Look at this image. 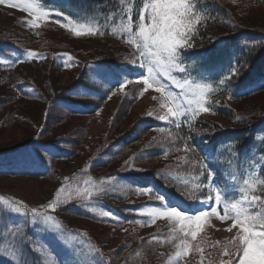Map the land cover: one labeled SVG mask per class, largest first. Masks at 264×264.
<instances>
[{"label":"trees","instance_id":"trees-1","mask_svg":"<svg viewBox=\"0 0 264 264\" xmlns=\"http://www.w3.org/2000/svg\"><path fill=\"white\" fill-rule=\"evenodd\" d=\"M68 4L82 14H96L99 17L98 22L101 25H106L105 35L103 36L113 37L114 35L109 34L111 27L119 28L122 8L118 4V0H69ZM252 5H264V0H244L243 10H254L255 8ZM139 6V0H136L134 8L137 9ZM208 9L211 17L215 19L209 20L207 23L212 24L211 26H216L215 24L228 22V27L224 31L216 28L215 32L219 31L221 36L213 35L212 38H204L201 33L203 31L208 33L211 30L201 26V35L199 34L200 36L196 40L200 47L195 43V47L188 51L189 61L196 60L198 67L205 70L222 65L237 66L239 68L238 75L231 78L228 87L220 90L226 97H229L231 93V96L235 99L243 100L264 93V85L258 88L257 91L248 94L240 93L244 87L254 85L264 79V24L259 21L242 22L241 19L238 20V17L232 14V10L227 5L224 7L217 0H208ZM110 12H115L116 15L109 21L107 17ZM225 17L229 20H225ZM51 22L54 23V21ZM56 27L65 30L59 25ZM27 29L29 30L28 26ZM31 31L34 32L35 30ZM65 31L68 32L67 30ZM223 32L226 33L222 34ZM68 33L71 34L70 32ZM53 45H59V43L54 42ZM30 46L31 43L25 40L18 41L6 36V34H0V48L4 52L34 50ZM37 52L45 53V59L42 61L35 60L43 63L48 62L57 71L64 69L65 66L63 60L55 59L54 57L65 52L70 53L78 60L77 64H73L75 67H78L76 65H83L81 59L66 49ZM20 59L23 60V57ZM30 63L31 60L17 63L12 67L0 66V72L8 73L5 80L11 90L10 96H0V114L3 113L6 106H9L14 101L36 99L47 102L48 111L45 118L49 125L53 126L54 124H50L51 120L59 124V122H65L69 117L90 118L98 114L105 106L106 101L109 100V96L111 97L113 92L119 88V85H113V83L103 77L96 81L93 77L96 74L94 67L97 68V66L102 65L113 72H119L122 70L120 66L123 61L117 59L93 60L95 66L78 68L77 77L68 86L60 90L52 89L47 82L42 87L31 80H19V77H10V72L17 68L19 71L21 65ZM225 75H230L229 71ZM138 93V91H133L124 96L118 111L112 117V124L118 121L120 115L125 118L128 113L130 114L133 105L141 99V97L137 98ZM213 105V109L232 120V125L234 124V126L216 130L208 127L207 131H205L202 127L193 124V128L196 131H189L183 123L177 129L174 125H168L154 118H141L128 131L120 135L113 134L108 140L102 142L97 148V153L81 167L70 173L67 176L69 178L67 182L65 179L63 180L62 185L67 183L73 186L86 187L87 185L84 184V181L89 176L95 178L97 182L101 178L107 177L124 178V182L113 179L110 185L106 183L105 187L108 188V191L98 197H94L91 205L81 201H73L66 206H62L60 211L61 214H65L64 211H68V216L99 225L107 226L112 224L117 227L126 225L127 227H134L138 231L137 236L140 240H138L139 244L137 247H133L125 254V249L131 248V246L128 245V242H124L109 254L90 235V230L87 232L82 230L80 234L89 239L104 253L105 264L108 261H111V264H164V259L159 258L160 252H167L165 259L174 254L175 248L173 244L164 242L170 235L169 224L151 229L156 222L154 224L143 223L146 217L141 216L139 210L147 202L155 201L157 194H164L179 199L188 205L197 203V200L187 199L182 193L186 191L183 186L184 181L191 179L189 173L197 175L199 168L197 167L193 170L191 165L185 162L175 166L172 162L169 163L168 160L164 165L153 166L157 161L170 159L178 154L188 155V159L195 158L199 160L200 157L212 153V161L206 160L205 163L215 173L214 184L226 188H234L226 174L228 163L237 156L240 159L251 148L257 147L264 153V141L259 142L261 125L264 124L263 112L240 113L223 104L213 103ZM55 113L59 116L55 117ZM237 117L242 118L241 121L238 122ZM161 127L171 131L176 139L169 140L166 138V133H156ZM212 127L215 128V125ZM49 129V126L44 125V128L28 139L25 144L4 150L1 155L5 156L9 151H14L15 160H29L30 152L27 153L22 150L32 151L30 158L39 157L44 164L48 165V170L42 174L29 176L51 178L54 176V167L57 169V163H66L76 157L84 144L87 130L82 127L79 133H76L75 130H70L57 138H51V136L48 137L47 135ZM188 137H191V140H188L189 146H195L198 149L196 154H186L183 150L185 140ZM229 151L232 153L231 156L228 155ZM130 157H133L132 165L126 167L124 162L129 160ZM134 169H140V171ZM261 171L264 172V169ZM162 172L167 175H159ZM131 181H135V183H131ZM200 182L207 183L206 174ZM146 187L155 188L157 191L144 192L143 194H139L136 191L137 188ZM206 193L207 190L205 189L200 194V199ZM254 194L264 195V191L258 189ZM141 197H143V200H139ZM98 202L102 203L103 210H110L115 216L119 217V223L115 219H101L86 210L91 206H99ZM64 223L69 226L65 220ZM3 225V221H0V231ZM148 229L149 231H145ZM154 235L157 236V240L150 239ZM23 253L27 261L39 264L36 253L31 251L28 245L24 247ZM136 253H139V255H136ZM182 262L183 258L180 264Z\"/></svg>","mask_w":264,"mask_h":264},{"label":"snow or ice","instance_id":"snow-or-ice-1","mask_svg":"<svg viewBox=\"0 0 264 264\" xmlns=\"http://www.w3.org/2000/svg\"><path fill=\"white\" fill-rule=\"evenodd\" d=\"M118 4L122 8L119 28L111 27L109 34L117 35L119 31L123 42L132 49L126 58L127 64L142 71L135 80L127 78L129 75L127 67L119 72H113L100 65L95 71L105 78L114 79L121 92H124L129 84L140 85L137 98L149 90H154L159 93V96L153 97L159 102V111L155 114L152 110L148 111L149 117L155 115V119L174 125L177 129L183 123L189 131H196L193 124L197 118L203 113L213 111L211 95L228 87L231 78L239 73V68L233 65L229 69L230 75H224L218 81H214L199 71L195 61H189L187 53L195 47L201 26L206 27L207 21L215 19L211 17L208 9V0H139L140 6L135 11L136 0H118ZM0 5L26 14L21 23L26 24L30 31L41 28L42 22L56 17L54 23L76 38L105 35L106 25L98 22L99 17L96 14H65L63 10H53L48 0H0ZM115 15V12H110L107 20L110 21ZM21 54L23 60L19 55H14L12 59H0V66L12 67L33 59L40 61L45 59V53L31 49ZM54 58L63 60L65 67L76 63L75 58L67 52ZM229 98H232L231 93ZM215 104H219V101ZM241 119L237 117L238 122ZM159 132L166 133L169 140L176 139L165 127H161ZM259 139L264 141V136ZM188 140H191V137L185 140L184 152L196 154L198 149L195 146L190 147ZM228 155L231 156L232 153L229 151ZM181 159L191 165L193 170L199 168L197 175L189 173L191 179L184 181L186 191L182 195L204 205L213 203L209 205L210 210L192 212L182 209L179 203L173 204L165 195L157 194L155 200L159 202L158 206L141 207L139 214L146 217L143 223L154 224L158 218L169 223L170 235L164 242L173 244L175 252L168 257V264L174 262L180 264L181 259L193 250L198 254L203 253L200 243L196 242L197 237L213 216L220 221H231L226 229L228 232L236 229L235 235L221 246V255L227 259H220L219 264H264V195L254 194L258 189L264 191V172L261 171L264 169V163H249L246 160L245 164L248 167L242 182L234 188H226L214 184L215 173L205 163L206 160L212 161V153L200 157L199 160L188 159V155ZM252 159L256 160L255 153L252 154ZM236 160L239 164L238 156ZM132 161L133 157H130L124 162L125 166L130 167ZM259 161H264V155L259 156ZM228 166L231 167V164ZM205 174L207 183H201ZM159 175L167 174L162 172ZM64 179L67 182L69 178ZM113 179L124 182V178L120 177L101 178L97 182L95 178L89 176L84 181L86 187L65 183L54 192L52 199L36 207H29L15 197L0 195V221L5 215L9 217L19 215L22 218L21 221L12 222V230H7V234L12 236L14 242L8 248L0 247V256L9 259L12 264H28L23 256V245L27 244L31 251L41 257L39 264H105L104 253L99 247L90 243L86 247V252L82 253L78 246L79 235L74 234L73 230L66 229L62 221L52 213L73 201L91 205L94 197L108 191L105 185L106 183L110 185ZM205 189L208 195L205 199H200V194ZM136 191L143 194L157 190L146 187L137 188ZM98 204L99 206H91L86 210L101 219H115L119 223V217L110 210H103L102 203ZM22 224L39 229L35 241L27 238V229L22 228ZM0 239L3 237L0 236ZM150 239L158 238L154 235ZM107 264H111V261Z\"/></svg>","mask_w":264,"mask_h":264},{"label":"rangeland","instance_id":"rangeland-1","mask_svg":"<svg viewBox=\"0 0 264 264\" xmlns=\"http://www.w3.org/2000/svg\"><path fill=\"white\" fill-rule=\"evenodd\" d=\"M217 1L220 2L222 6L224 5V7L227 5L232 10V14L238 17V20L241 19L242 22L259 21L264 24V5H252V7L255 8L254 10H243L244 0ZM57 5L60 7L67 6L65 1H58ZM25 18L26 14L21 11L9 8L5 5H0V34H6V36L12 37L18 41L25 40L31 43L30 47L32 49L37 51L66 49L81 59L83 65H76L78 67L72 65L57 71L52 68L50 63H43L33 59L30 64L21 65L19 71L17 68L10 72V77H19V80H31L42 87L47 82V84L51 85L52 89L60 90L61 88L68 86L77 77L79 73L78 68L95 66L93 60L117 59L123 61L122 65L124 67L130 68L135 72H129L128 79H131L134 75L137 76L142 71L135 66L127 64L126 58L129 57L132 49L123 42L119 31L117 32V35H114L113 37L108 35H96L76 38L74 35L56 27L57 25L50 22V20H54L53 17H51L47 22H42L41 28L36 29L34 32H30V30L27 29V25L21 23ZM225 20L228 21L229 19L225 17ZM211 25L212 24L206 22L205 28L210 29L211 31L208 33L207 31H203L201 34L204 35V38H212L213 35L221 36L219 31L217 33L215 31L217 29H223L224 31V29L228 27V22L215 24L216 26ZM19 33L24 35H20ZM36 33H39V35ZM225 33L223 32L222 34ZM199 36L196 40H198ZM54 42H58L59 45H53ZM197 46L200 47L198 44ZM0 59L6 58L0 55ZM75 61L76 63L74 64H77L78 60L76 58ZM94 68L96 69V67ZM229 69L227 67H225V69L219 67L215 70L202 73L213 80L220 70L227 71ZM6 76H8V73L5 74L0 72V96L11 95L10 87L6 84ZM93 77L96 81L101 79L97 72ZM135 78H132V80H135ZM113 80L114 79L109 78L110 82ZM140 87V85L132 83L126 86L124 92L119 91L117 88L98 114L90 118L69 117L65 122H59V124L58 122L51 120L50 124H54L53 126L49 125L45 118L48 111L47 102L36 99H20L14 101L9 106H6L3 113L0 114V155L4 150L25 144L28 139L44 128V125L50 127L47 135L48 137L51 136V138H57L70 130H75L76 133H79L82 127H85L87 134L84 144L80 148L76 157L66 163H57V169L54 167V176L48 179L28 176L18 170L9 172L7 168L12 166L13 162L8 158L0 159V195L15 197L18 200L24 201L29 207H36L52 199L54 197V192L62 186L64 178L74 172L77 168L81 167L88 159L97 153V148L102 142L108 140L113 134L120 135L128 131L138 119H155V115L149 117L147 113L150 110H152L154 114L159 111V102L153 99L154 96H159V93H156L154 90H149L133 105L130 114L128 113L125 118H122V115H120L115 124L111 123L112 117L118 111L125 93L127 95L133 91L139 92ZM251 89H253V87L248 90ZM48 90H50V88H48ZM210 100L213 103L219 101V104L226 105L240 113H264V93L257 94L251 98L238 100L234 97H226L222 91H217L211 95ZM54 116L58 117L59 115L55 113ZM194 124L202 127L204 130H207L208 127L216 130L218 128L225 129L229 126H234V124L232 125V120L228 119L224 114L218 113L215 109H213L211 113L201 114ZM213 125H215V128L212 127ZM156 133H159V130H157ZM260 133V137L264 136V124L261 125ZM261 141L262 140L259 139V142ZM250 150L251 151L245 153L244 156L241 157L238 165L239 168L237 167L236 162H230L231 167L228 166L227 173L231 179L235 177L232 181L242 182L240 175H238V170L243 173L242 178H244L245 170L248 167V165L245 164L246 160L249 161V163L264 162L259 161V156L264 155L263 152L259 151V148L255 147ZM253 153L256 154L255 161L252 159ZM185 156V154H178L170 159L159 160L153 164V166L164 165L167 160L169 163L172 162L175 166H179L185 162L181 159ZM39 168L40 167L38 166L37 170H39ZM207 195L208 193L203 195V198L201 199H205ZM139 200H143V197L139 198ZM212 203L213 202H209V205ZM209 205L199 203L195 209L196 211H199L202 207L206 206L204 210H210ZM144 206H158V204L154 201H149ZM61 210L62 207L60 210L52 214L62 221L66 229L73 230L74 233L78 235L82 230L85 232L90 230V235L94 237L101 247L109 254L124 242H128V245L131 246V248L125 249V254L139 244L138 240H140V238L137 236L138 231L134 227H127L126 225L123 227H117L112 224L107 226L99 225L68 216V211H64L65 214H61ZM221 214H223L222 211ZM21 220L22 218L19 215H13L11 217L5 215L3 217L2 221L4 225L1 227L0 231V236H2L3 239H0V247L8 248L14 242L12 236L7 234V230H12V222ZM64 220L69 226L64 223ZM168 224L169 223L164 219L158 218L156 224L151 229ZM230 224V220L220 221L214 216L211 217L210 222L205 225L204 230L198 234L196 241L200 243L203 253L198 254L193 250V252H190L187 257H183V262L181 264H219L220 259H227V257L221 255V246L230 240L236 233V229H233L232 232L226 230ZM21 226L22 228L27 229L26 235L29 240L35 241L37 239V236L39 235L38 228L34 229L28 224H22ZM124 229H127L128 231H124ZM145 231H149V229ZM45 239L49 238L45 237ZM88 244L90 243L87 240L79 236L78 246L82 253L86 252ZM25 246L27 247V244L23 245V250ZM57 250L59 251V249ZM166 253L167 252L165 251L160 252L159 257L164 259V264H168V258L165 259ZM201 255L203 256V261H201ZM23 256L25 257L24 253ZM36 257L38 258L39 263L41 257L37 254ZM10 262L9 259L0 256V264H9ZM27 262L28 264H33L32 261Z\"/></svg>","mask_w":264,"mask_h":264}]
</instances>
